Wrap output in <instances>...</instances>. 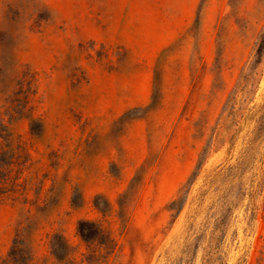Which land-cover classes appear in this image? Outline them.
<instances>
[{"label": "rangeland", "instance_id": "374dc122", "mask_svg": "<svg viewBox=\"0 0 264 264\" xmlns=\"http://www.w3.org/2000/svg\"><path fill=\"white\" fill-rule=\"evenodd\" d=\"M0 264H264V0H0Z\"/></svg>", "mask_w": 264, "mask_h": 264}, {"label": "trees", "instance_id": "16d2710c", "mask_svg": "<svg viewBox=\"0 0 264 264\" xmlns=\"http://www.w3.org/2000/svg\"><path fill=\"white\" fill-rule=\"evenodd\" d=\"M97 228L94 222L82 220L79 225V232L83 238L88 239L92 238L96 233Z\"/></svg>", "mask_w": 264, "mask_h": 264}]
</instances>
